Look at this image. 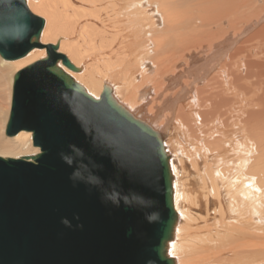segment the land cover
<instances>
[{
  "label": "bare ground",
  "instance_id": "6f19581e",
  "mask_svg": "<svg viewBox=\"0 0 264 264\" xmlns=\"http://www.w3.org/2000/svg\"><path fill=\"white\" fill-rule=\"evenodd\" d=\"M38 45L0 57V156L39 153L6 137L13 76L57 45L99 100L150 127L168 157L175 264H264V0H26ZM14 86V85H13ZM4 90V92H3ZM12 98V97H11Z\"/></svg>",
  "mask_w": 264,
  "mask_h": 264
},
{
  "label": "water",
  "instance_id": "95a60500",
  "mask_svg": "<svg viewBox=\"0 0 264 264\" xmlns=\"http://www.w3.org/2000/svg\"><path fill=\"white\" fill-rule=\"evenodd\" d=\"M44 20L0 0V57L38 45ZM13 77L21 88L5 135L31 133L33 156H0V264H175L178 216L158 135L105 86L94 99L66 74L57 45Z\"/></svg>",
  "mask_w": 264,
  "mask_h": 264
},
{
  "label": "rangeland",
  "instance_id": "374dc122",
  "mask_svg": "<svg viewBox=\"0 0 264 264\" xmlns=\"http://www.w3.org/2000/svg\"><path fill=\"white\" fill-rule=\"evenodd\" d=\"M9 90L10 91H8V92L10 93V96H9L10 98H9V103L7 102V104H8V109H9V106H10V111H8V114H10V112H11L12 108H14V106H17L19 104L20 97H21V88L19 86L18 87H16V86L14 87L13 83H12ZM3 92H4V90H3ZM0 95H1V97H3V94H0Z\"/></svg>",
  "mask_w": 264,
  "mask_h": 264
}]
</instances>
